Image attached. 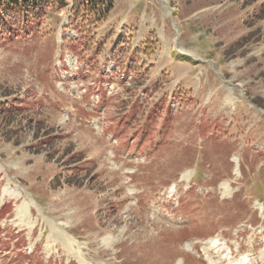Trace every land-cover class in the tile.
<instances>
[{"label": "rangeland", "instance_id": "rangeland-1", "mask_svg": "<svg viewBox=\"0 0 264 264\" xmlns=\"http://www.w3.org/2000/svg\"><path fill=\"white\" fill-rule=\"evenodd\" d=\"M72 8L0 34V264H264V0Z\"/></svg>", "mask_w": 264, "mask_h": 264}, {"label": "trees", "instance_id": "trees-1", "mask_svg": "<svg viewBox=\"0 0 264 264\" xmlns=\"http://www.w3.org/2000/svg\"><path fill=\"white\" fill-rule=\"evenodd\" d=\"M71 0H0V34H16L24 27L39 23L48 12L63 10L67 8ZM114 0H73L72 19L81 21V32L86 36V40L93 41L92 37L84 30V24L93 23L96 19L100 21L109 13L113 7ZM19 25V27H17ZM122 44V43H121ZM115 52V59L122 60V50L120 44ZM11 106L0 104V116L10 118V112L14 109ZM14 112V111H13ZM13 124V121L9 126Z\"/></svg>", "mask_w": 264, "mask_h": 264}, {"label": "bare ground", "instance_id": "bare-ground-1", "mask_svg": "<svg viewBox=\"0 0 264 264\" xmlns=\"http://www.w3.org/2000/svg\"><path fill=\"white\" fill-rule=\"evenodd\" d=\"M186 53V52H185ZM187 174V173H186ZM187 177V176H186ZM183 178H185L184 177V175H183ZM221 185V184H220ZM223 185H225V184H223ZM222 187V186H221ZM19 208V211L21 210L22 211V208H20V207H18ZM30 208V207H29ZM24 213V212H23ZM19 215V214H18ZM17 215V216H18ZM66 231V230H65ZM65 231L64 230H62V228L60 229V228H58V226L56 227V229H54L53 230V232H52V236L53 237H56L57 239H59V240H61L62 242H63V244H65V245H73V243H74V241L72 240V238H70L68 235H67V233H65ZM54 232H56L55 234H53ZM72 237V236H71ZM211 249V248H210ZM210 251L211 250H208L207 251V253H210ZM232 255H233V253H232ZM220 262H221V258H219L218 260H216V261H213V263L212 264H220ZM250 264H252V263H250ZM258 264V263H257Z\"/></svg>", "mask_w": 264, "mask_h": 264}]
</instances>
